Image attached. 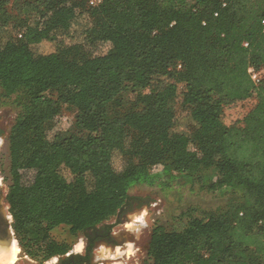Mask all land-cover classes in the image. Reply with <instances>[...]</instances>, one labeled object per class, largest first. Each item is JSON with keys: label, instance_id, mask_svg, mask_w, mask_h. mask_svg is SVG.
<instances>
[{"label": "trees", "instance_id": "trees-1", "mask_svg": "<svg viewBox=\"0 0 264 264\" xmlns=\"http://www.w3.org/2000/svg\"><path fill=\"white\" fill-rule=\"evenodd\" d=\"M91 1L23 0L39 32L0 47V99L17 109L6 199L23 251L42 262L64 254L72 246L52 239L55 229L79 236L115 217L134 186L160 182L229 201L157 226L147 264H264V79L249 73L264 71V0ZM15 2L0 0V27ZM51 29L71 43L59 46ZM98 43L113 51L87 58L82 48ZM247 100L246 116L226 125L225 108ZM67 111L76 131L47 148ZM22 170L36 172L31 185Z\"/></svg>", "mask_w": 264, "mask_h": 264}, {"label": "rangeland", "instance_id": "rangeland-1", "mask_svg": "<svg viewBox=\"0 0 264 264\" xmlns=\"http://www.w3.org/2000/svg\"><path fill=\"white\" fill-rule=\"evenodd\" d=\"M24 10L23 0H18V2L7 6L6 14H9L10 21L7 25L0 27V47H3L11 40H18L21 33L28 40L37 36L39 30L34 29L35 24L37 25L38 22L36 21L37 18L33 16H30V18L25 17L23 15L25 14ZM41 24L39 28L43 29L44 24ZM49 35L61 47L71 43L69 38L55 29H51ZM82 51L87 58H94L111 53L113 48L109 43H98L94 46H85L82 48ZM184 90V85L181 84L179 86V95L172 101L173 104L179 105L181 103ZM122 97L128 103L132 99V92H126ZM253 104V101H249L248 103L240 102L226 107L224 112L225 124L231 126L240 122ZM16 118L17 109H15L12 103L0 99V124H4L6 127L5 144L3 142L0 146V176L5 179L4 190L6 195L12 182L10 174L9 135ZM75 131L74 116L70 111H67L57 119L55 125L47 129V148L54 142L69 138ZM132 138V135L126 137L123 148L125 157L122 159L116 156L114 166L115 170L119 173L125 170L132 156ZM160 170L161 167L159 166L154 169V172H159ZM20 174L24 185H31L36 177L35 171L22 170ZM65 176L68 180H72V175L69 172H65ZM159 183L156 186L146 184L134 186L129 193V202L134 203L131 210L126 212L120 219L115 216L106 221L117 225L114 231H120L121 237L116 248H107L106 250L102 246V248L97 250L96 255L100 260V264H147L149 261L148 250L152 233L157 226L171 228L176 221L182 218L187 210L196 209V215H200L203 212L223 209L229 201L228 197L217 196L214 193L201 189L199 186L193 188L189 185H175L172 189L165 190ZM11 222L13 224V218ZM81 235L73 236L67 227L62 226L52 232V239L58 242H65L69 246L77 244V248H79L82 245L81 241L83 239ZM13 240V244L16 242L21 250L16 264H55L54 258L42 262L40 258L28 256L23 251L16 234L13 236ZM130 252L131 255L129 254Z\"/></svg>", "mask_w": 264, "mask_h": 264}, {"label": "flooded vegetation", "instance_id": "flooded-vegetation-1", "mask_svg": "<svg viewBox=\"0 0 264 264\" xmlns=\"http://www.w3.org/2000/svg\"><path fill=\"white\" fill-rule=\"evenodd\" d=\"M6 138V127L4 124H0V140L2 144ZM1 156V151H0ZM4 178L0 176V247H11L13 245V236L15 233L12 226V216L10 213L9 205L7 203V195L4 190ZM134 203H127L116 215V218L120 219L131 210ZM117 225L110 222H105L96 228H91L85 231L81 236L82 248H77V244L64 254L53 257L55 264H100L96 252L102 246L107 248H116L121 237L120 231L115 232L114 229Z\"/></svg>", "mask_w": 264, "mask_h": 264}, {"label": "bare ground", "instance_id": "bare-ground-1", "mask_svg": "<svg viewBox=\"0 0 264 264\" xmlns=\"http://www.w3.org/2000/svg\"><path fill=\"white\" fill-rule=\"evenodd\" d=\"M1 145H2V140H0V146ZM81 248H82V246H79V249H81ZM20 251H21L20 247L17 245L16 242L9 248L0 247V264H16L17 260H18V255L20 254Z\"/></svg>", "mask_w": 264, "mask_h": 264}, {"label": "built area", "instance_id": "built-area-1", "mask_svg": "<svg viewBox=\"0 0 264 264\" xmlns=\"http://www.w3.org/2000/svg\"><path fill=\"white\" fill-rule=\"evenodd\" d=\"M99 2H101V0H92L91 4L94 5V4H97ZM249 73L252 77V80L256 84H259L264 79V71H256L254 68H249ZM249 101H252V100H247V101L242 102V103H248Z\"/></svg>", "mask_w": 264, "mask_h": 264}, {"label": "clouds", "instance_id": "clouds-1", "mask_svg": "<svg viewBox=\"0 0 264 264\" xmlns=\"http://www.w3.org/2000/svg\"><path fill=\"white\" fill-rule=\"evenodd\" d=\"M129 254L131 255V252Z\"/></svg>", "mask_w": 264, "mask_h": 264}]
</instances>
